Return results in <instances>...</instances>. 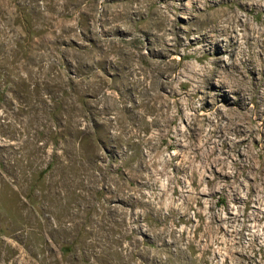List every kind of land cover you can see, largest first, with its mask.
<instances>
[{
  "label": "rangeland",
  "instance_id": "rangeland-1",
  "mask_svg": "<svg viewBox=\"0 0 264 264\" xmlns=\"http://www.w3.org/2000/svg\"><path fill=\"white\" fill-rule=\"evenodd\" d=\"M0 264H264V0H0Z\"/></svg>",
  "mask_w": 264,
  "mask_h": 264
}]
</instances>
